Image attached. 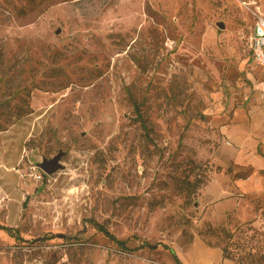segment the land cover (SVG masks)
I'll return each instance as SVG.
<instances>
[{
    "label": "rangeland",
    "instance_id": "374dc122",
    "mask_svg": "<svg viewBox=\"0 0 264 264\" xmlns=\"http://www.w3.org/2000/svg\"><path fill=\"white\" fill-rule=\"evenodd\" d=\"M259 15L264 0H0V264H264Z\"/></svg>",
    "mask_w": 264,
    "mask_h": 264
},
{
    "label": "built area",
    "instance_id": "2783aa9c",
    "mask_svg": "<svg viewBox=\"0 0 264 264\" xmlns=\"http://www.w3.org/2000/svg\"><path fill=\"white\" fill-rule=\"evenodd\" d=\"M250 47L255 64L264 71V15H259L254 22ZM256 88L264 98V77L258 81ZM37 177L41 178V174Z\"/></svg>",
    "mask_w": 264,
    "mask_h": 264
},
{
    "label": "trees",
    "instance_id": "16d2710c",
    "mask_svg": "<svg viewBox=\"0 0 264 264\" xmlns=\"http://www.w3.org/2000/svg\"><path fill=\"white\" fill-rule=\"evenodd\" d=\"M142 121H143V126L146 127L145 119L143 118ZM197 181H198V180H197ZM203 182H204V180H199L198 182L195 181V183L192 182V181H190V180H187V185H188V190H187V192H188V194L190 195L191 193L195 192V191L199 188V186H200L201 184H203ZM93 223L98 227L99 230H101V231H103V232H107L108 234L110 233L109 230H108V228H107L104 224L99 223L98 221H97V222L94 221ZM111 235H112V237H113L114 239L118 240V242H119L121 245H125V244H126V242H125L123 239H119V238H117L116 236H114L113 234H111ZM142 245H143V246H149V247H157L156 244H150L149 242H144ZM164 245H165V247L172 249V248H171L170 246H168L167 244H164ZM124 247H125V246H124ZM125 248H127V247H125ZM172 251H173V257H174L176 263H177V264H184L183 261H182V260L180 259V257L178 256V254L176 253V251H175L174 249H172ZM224 257H227V254H225V252H224Z\"/></svg>",
    "mask_w": 264,
    "mask_h": 264
},
{
    "label": "water",
    "instance_id": "95a60500",
    "mask_svg": "<svg viewBox=\"0 0 264 264\" xmlns=\"http://www.w3.org/2000/svg\"><path fill=\"white\" fill-rule=\"evenodd\" d=\"M220 27H224L223 23L218 24ZM63 152H59L52 158H44L42 162L39 163L40 167L48 174H52L57 170L63 168V164L61 162Z\"/></svg>",
    "mask_w": 264,
    "mask_h": 264
},
{
    "label": "crops",
    "instance_id": "0c3cea01",
    "mask_svg": "<svg viewBox=\"0 0 264 264\" xmlns=\"http://www.w3.org/2000/svg\"><path fill=\"white\" fill-rule=\"evenodd\" d=\"M259 69L261 70V73H262V78L264 77V71H263V69L262 68H260L259 67ZM261 79V78H260ZM259 79V80H260ZM260 95V94H259ZM260 97L262 98V100H264V98L260 95ZM260 165H262L263 163L262 162H260L259 163ZM262 167V166H261ZM261 182V181H260ZM258 184V183H257ZM256 187H258V185H254V186H252V188L251 189H249L250 191H253V189H256Z\"/></svg>",
    "mask_w": 264,
    "mask_h": 264
}]
</instances>
